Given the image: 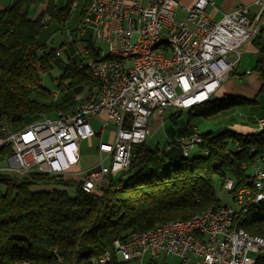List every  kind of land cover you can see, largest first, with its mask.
Wrapping results in <instances>:
<instances>
[{
	"label": "built area",
	"instance_id": "obj_1",
	"mask_svg": "<svg viewBox=\"0 0 264 264\" xmlns=\"http://www.w3.org/2000/svg\"><path fill=\"white\" fill-rule=\"evenodd\" d=\"M90 2L94 3V20H86L83 11L74 30L66 29L67 44L91 35L94 41L105 43L107 50H120L126 57L125 69L113 73L116 60H98V54L94 57L84 48L78 67L89 72L92 85L101 86L100 100L87 101L81 111H70L67 118L56 117L54 111L53 120H45L39 113L20 136H13L11 127L0 126V175L45 173L79 182L87 194L100 191L130 164L133 147L147 141L152 115L162 122L170 109L185 110L199 101H210L239 60L238 49L264 26V0L253 1L254 12L238 4L217 20L205 13L208 0L180 7L184 18L174 13L177 0ZM159 38H174L177 54L151 49V41ZM230 53L236 57L230 59ZM95 118L101 119L98 129L91 124ZM109 125L113 126L112 140L98 142L97 163L76 169L80 142L102 134ZM253 130H264V115L256 118ZM201 142V131L193 126L179 143L181 154L190 153ZM106 160L110 163L105 164ZM262 162L264 153L243 164L251 185L237 190L234 207L225 203L223 209L206 211L205 218L176 228L131 230L125 239L113 241L112 250L91 259V264H109L112 255L117 261L139 264L146 255H175L180 264H254L264 250L260 242L244 237L238 218L249 202L258 203L264 197ZM232 187L229 176L223 188Z\"/></svg>",
	"mask_w": 264,
	"mask_h": 264
},
{
	"label": "trees",
	"instance_id": "obj_2",
	"mask_svg": "<svg viewBox=\"0 0 264 264\" xmlns=\"http://www.w3.org/2000/svg\"><path fill=\"white\" fill-rule=\"evenodd\" d=\"M41 3L43 9L34 17L29 16L30 8ZM71 4L11 0L0 10V123L19 128L41 112H66L87 96L92 80L85 68L78 67L83 54L77 58L70 52L68 59H74L63 65L55 82L59 98L48 102L40 99L49 94L43 93L39 72L51 68L56 54L54 48H45V40L58 29H67ZM262 32L264 26L250 41L256 52L254 68L264 79ZM79 40H85L84 48L97 56L91 35L77 37L72 44ZM84 90L86 96L78 99ZM262 93L264 88L259 91ZM258 101L256 97L214 96L186 110L184 128L196 117L230 114L231 120H238L233 113L236 107L254 108ZM178 112L181 110H169L166 117L176 124ZM249 118L246 119L252 126L245 130L237 128L248 124L240 115L239 122L229 124L232 128L201 132L202 142L187 156L181 154L180 140L166 142L160 148L151 147L147 141L138 144L132 149L135 156L127 168L92 194L84 193L79 182L45 173L0 175V264H91L92 257L112 250L113 241L125 239L131 230L187 219L208 208H217L224 204L221 194L234 201L238 189L251 185V175L243 164L264 153V131L255 132L252 127L256 119ZM229 176L233 187L224 190V180ZM47 184H53L52 188H33ZM56 184L75 185L74 194L69 195L66 188ZM238 222L247 232L264 237V202L240 214ZM124 263L127 262L117 261L112 255L109 264ZM254 264H264V255L256 256Z\"/></svg>",
	"mask_w": 264,
	"mask_h": 264
},
{
	"label": "rangeland",
	"instance_id": "obj_3",
	"mask_svg": "<svg viewBox=\"0 0 264 264\" xmlns=\"http://www.w3.org/2000/svg\"><path fill=\"white\" fill-rule=\"evenodd\" d=\"M55 1L61 4L72 3L70 9V16L68 18L66 25L67 29H71L75 27L76 23L78 22L81 10H83L84 7H86L90 3L89 0H55ZM9 3L10 0H0V8L7 7ZM43 7H44L43 3H41L40 5L32 6L29 10V16L34 17L41 8L43 9ZM63 29L62 30L58 29L50 37H48L47 40H45L46 49L54 48L56 50L55 60H53L51 64V68L46 72L43 71L39 72L40 84L45 89L44 91L43 90L42 91L45 94L46 93L49 94L48 97L44 96L43 98L40 99L46 102L51 100L55 101L56 98L57 99L59 98V94H57L55 89V82H56V78L62 72L63 65L68 61H73L74 58L68 59V57L70 56V52H74L75 55L74 57L78 58L82 56L84 50L83 49L84 44L83 42H81V40L75 41L74 44L71 43V45H68L66 29L64 30ZM94 45L100 48L103 52L107 50V46L105 43L94 41ZM248 46L250 47L248 48ZM69 47H71L72 51H69L71 50L69 49ZM252 48L253 47L251 45V41H249L248 44H244L238 49L239 52L241 53L240 61L235 66L237 67L236 73L230 75L229 79L225 83L222 92L223 96L225 94H231V95L242 96L249 99V98H253V96L257 94V90L260 87L261 82L259 80L250 81L249 75L245 74L246 70L254 71L253 67L255 64L256 55H255V51L252 50ZM235 57L236 55L234 53L229 54L230 59H234ZM85 96H86V90H84L82 93L77 95V98L82 100ZM258 96L257 99H264V96L261 97ZM34 97L37 98V95H35V93H34ZM186 110L187 109L181 110V112H178L176 114L178 115L176 124H173L168 117H164L162 122H160L159 118L155 117V115H152V117L149 120L151 127V134L147 139L148 144L151 147L157 146L160 148L163 145H165L166 142H171L175 140L183 141L190 132V128L192 129L193 126L198 127L201 132H207V131L217 132L227 128H232L229 124H232L233 122H235L236 124L237 122H239L238 120L240 119V115L242 117H245V114L248 112V108L246 107H236L233 113L236 118L238 117L237 118L238 120H236L235 118H234L235 121L231 120L232 118L230 119L231 117L230 114L227 115L219 114L217 116H211L208 118L196 117L190 121V125H188L187 128H184L188 118V114ZM53 113L51 112L47 115L52 117ZM91 124L94 129H98L101 124V119L100 118L97 119V122L96 120H92ZM237 128H240V126L237 125ZM110 130L111 127L108 126L101 135L94 136L89 143L88 142L81 143L80 145L81 160H80V164L76 166V169L86 168L94 161H96V158L94 156V147L99 141V138L103 140H107V139L112 140V138H108V136H110L109 135ZM180 132L185 133L186 135L183 136L182 134H180ZM109 163H110L109 160L105 161V164H109ZM260 167L264 168V162L260 163ZM52 186L53 184L50 185L47 184V185L35 186L33 188L36 190H46V189L48 190L51 189ZM55 186L59 188H66L69 195L74 194L75 185L63 186L60 184H56ZM215 189L219 192V188L217 185L215 186ZM220 197L222 203L229 204L233 207L235 206V202L233 200L226 198L225 195L221 194ZM152 262L155 264H180V259L175 255H159L158 257L155 258H150L149 256L146 255L143 259L142 264H150ZM124 264H139V263L136 261H130Z\"/></svg>",
	"mask_w": 264,
	"mask_h": 264
},
{
	"label": "bare ground",
	"instance_id": "obj_4",
	"mask_svg": "<svg viewBox=\"0 0 264 264\" xmlns=\"http://www.w3.org/2000/svg\"><path fill=\"white\" fill-rule=\"evenodd\" d=\"M84 18L86 20H94V3L90 2L85 8H84ZM44 21V20H43ZM151 49H168V52L170 54H177V44H174V38H159L155 41H151ZM98 60H116L115 64L113 65V73H120L123 72V70L126 67V57L121 56L120 50H106L105 52L98 53ZM100 93H101V86L100 85H92L91 88L88 91L87 96L85 99L76 104L75 106L71 107L69 110L66 112L63 111H56V117L59 118H67L69 117V112L70 111H81V106L82 104H87V101H98L100 100ZM208 101H199L198 105L204 104ZM40 117H45V120H53L54 118V113L53 116H48L46 113L41 112ZM0 126H6L3 123H0ZM29 128V124H25V126H22L20 128H11V133L13 136H20V134H24L25 131H27ZM199 129V128H198ZM264 130H258L255 132H260ZM184 156L189 155V153H182ZM225 180H229V177H227ZM264 202V197L260 198L258 203ZM256 202H249L247 204V210L253 206L258 204ZM224 204L220 205L216 209H223ZM214 208H208L200 213H197L193 215L190 218L187 219H174V220H169L166 222L162 223H156L154 226L150 227L149 229H152V231H162L163 229H170V228H176L178 225H189L193 224L197 221H199L201 218L206 217V211H210ZM244 211L243 213H245ZM239 228H241L239 226ZM244 237L250 238L253 242H260V246L262 247V250H264V237H261L256 234H252L244 230ZM96 258L92 257L91 259Z\"/></svg>",
	"mask_w": 264,
	"mask_h": 264
},
{
	"label": "crops",
	"instance_id": "obj_5",
	"mask_svg": "<svg viewBox=\"0 0 264 264\" xmlns=\"http://www.w3.org/2000/svg\"><path fill=\"white\" fill-rule=\"evenodd\" d=\"M11 1V0H10ZM178 1V6L177 7H175L174 8V13H175V15H176V17H178V18H184V16H185V13H184V11L183 10H181L180 9V7H183V8H186V7H190V6H192L193 5V3L194 2H196V0H177ZM208 1H210L211 3L205 8V13L210 17V18H212V19H214V20H217V19H219L221 16H222V14L223 13H227V12H229V11H231L236 5H238V4H241V3H243V4H245V5H248V7H249V10L251 11V12H254L255 10H256V8H255V6H254V4H253V1L254 0H208ZM89 2H90V0H89ZM88 2V3H89ZM87 3V4H88ZM3 8H0V10H2ZM262 37H264V32H262ZM81 42H83V44L85 45V40H82ZM246 44H248V43H246ZM250 46H248V48H249ZM252 50H254L253 48H252ZM255 51V50H254ZM255 55H256V52H255ZM240 57H241V53H240ZM240 57H239V60L235 63V65H234V67H233V70L231 71V73L228 75V77L222 82V84H221V86L219 87V89L217 90V92H216V94L214 95V96H216V97H222L223 95H222V92H223V89H224V86H225V83L227 82V80L229 79V76L230 75H233V74H235L236 73V69H237V67H235L237 64H238V62L240 61ZM256 61V60H255ZM254 66H255V64H254ZM253 70L254 71H251V70H246V72H245V74H248L249 75V78H250V81H253V80H259L260 82H261V85H260V87L258 88V90H257V94L255 95V96H253V98L254 97H256V99H257V96L259 95L260 97L261 96H264V93H262V94H259V91H260V89L261 88H264V79H261V77L259 76V73L256 71V69L253 67ZM238 91V90H237ZM226 95V94H225ZM228 95V94H227ZM229 95H231V94H229ZM213 96V97H214ZM236 96H238V95H236ZM258 96V97H259ZM242 97V96H241ZM249 99H251V98H249ZM259 101H258V106L257 107H254V108H248V112L245 114V117H244V119H243V121H247V123H248V121H250V120H248V119H245V118H248V117H250L249 119H253V120H255L256 118H258V117H260V116H262V115H264V103H262L261 104V99H258ZM262 102H264V101H262ZM247 108V107H246ZM171 110V109H170ZM174 110V109H173ZM177 110V109H176ZM97 119H99V118H95V119H93V120H96V122H97ZM252 123L251 122H249L248 124H239V126H240V128L242 129V130H245V129H248L249 128V126L251 125ZM110 127H111V130H110V136H108V138H110L111 137V133H112V131H113V126L112 125H109ZM252 126V125H251ZM253 128V127H252ZM241 130V131H242ZM98 135V134H97ZM101 135V134H100ZM96 136V135H95ZM93 138V137H92ZM92 138H90V139H88V140H83V141H81L80 142V145H81V143L82 142H90V140L92 139ZM104 141L103 139H100L99 138V141ZM98 141V142H99ZM98 142H97V144H98ZM97 144H96V146H97ZM79 145V148L81 149V146ZM96 146L94 147V156H95V158H96V161H94L92 164H90L89 166H92L93 164H96L97 163V161H98V158H99V156H98V153H97V151H96ZM80 149H79V152H80ZM80 158H81V152H80ZM81 160V159H80ZM79 160V161H80ZM79 164H80V162H79ZM89 166H87V167H89ZM86 167V168H87ZM81 170H83V169H85V168H80Z\"/></svg>",
	"mask_w": 264,
	"mask_h": 264
}]
</instances>
